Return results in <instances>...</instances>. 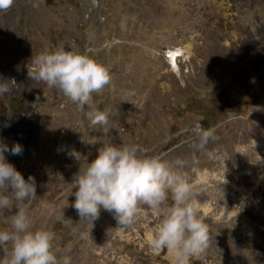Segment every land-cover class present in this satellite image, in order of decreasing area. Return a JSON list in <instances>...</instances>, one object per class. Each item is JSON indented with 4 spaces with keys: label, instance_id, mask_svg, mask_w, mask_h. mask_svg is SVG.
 <instances>
[{
    "label": "rangeland",
    "instance_id": "obj_1",
    "mask_svg": "<svg viewBox=\"0 0 264 264\" xmlns=\"http://www.w3.org/2000/svg\"><path fill=\"white\" fill-rule=\"evenodd\" d=\"M60 46L109 70L83 110L29 76L36 56ZM178 46L189 55L173 70L166 54ZM263 50L264 0H14L0 10V80L15 82L0 95V117L31 107L40 118L36 149L5 156L35 178L23 206L33 228L55 232L58 264H172L151 250L160 216L147 205L126 227L103 208L85 225L73 207L74 178L103 142L159 155L192 185L210 239L191 264H264V81L251 69ZM97 110L109 113L107 125L91 123ZM16 211L0 210V229Z\"/></svg>",
    "mask_w": 264,
    "mask_h": 264
},
{
    "label": "clouds",
    "instance_id": "obj_2",
    "mask_svg": "<svg viewBox=\"0 0 264 264\" xmlns=\"http://www.w3.org/2000/svg\"><path fill=\"white\" fill-rule=\"evenodd\" d=\"M14 0H0V10H7ZM31 79L41 80L81 110L92 100L93 93L101 92L111 80L108 68L86 52L63 46L46 50L33 59ZM7 81L0 80V95L9 91ZM91 123L103 127L109 113L97 110ZM212 130L202 132L207 139ZM22 155L23 147L0 141V210L15 204L10 229H0V264H58L52 251L56 234L47 225L33 228L23 202L36 196L35 178L25 180L5 153ZM72 155L80 160L78 153ZM73 207L81 221L92 227L100 210L114 212L120 226L132 225L147 205L160 216L156 230L150 236L154 254L167 251L172 264H191L192 257L203 254L209 246V225L199 211L192 185L174 172L159 155H141L138 146L105 143L90 163L84 162L73 182ZM169 194L171 203L168 204ZM163 208V214L161 210Z\"/></svg>",
    "mask_w": 264,
    "mask_h": 264
},
{
    "label": "water",
    "instance_id": "obj_3",
    "mask_svg": "<svg viewBox=\"0 0 264 264\" xmlns=\"http://www.w3.org/2000/svg\"><path fill=\"white\" fill-rule=\"evenodd\" d=\"M251 69L258 81H264V50L252 62ZM0 130L9 149L14 143L22 145V155H12L8 152L12 159L19 161L29 152L36 149L39 144V115L33 113L31 116H13L12 119L0 117Z\"/></svg>",
    "mask_w": 264,
    "mask_h": 264
},
{
    "label": "bare ground",
    "instance_id": "obj_4",
    "mask_svg": "<svg viewBox=\"0 0 264 264\" xmlns=\"http://www.w3.org/2000/svg\"><path fill=\"white\" fill-rule=\"evenodd\" d=\"M187 46H189V43H187L184 47H187ZM184 47H180V46H178V47H175V48H173V49H171L172 51H169V53H168V59H169V65L171 66V69H173V70H176L177 69V59H178V57H180V56H186V54H187V51L185 50V49H187V48H184ZM190 53V52H189ZM187 55H189V54H187ZM173 60H175V61H173ZM171 63V64H170ZM176 72V71H175ZM262 114H264V110H262ZM261 114V115H262ZM259 123H261V122H259ZM259 125V124H258ZM246 130V129H245ZM248 135V134H247ZM255 144V143H254ZM261 154V153H260ZM204 190V189H203Z\"/></svg>",
    "mask_w": 264,
    "mask_h": 264
},
{
    "label": "flooded vegetation",
    "instance_id": "obj_5",
    "mask_svg": "<svg viewBox=\"0 0 264 264\" xmlns=\"http://www.w3.org/2000/svg\"><path fill=\"white\" fill-rule=\"evenodd\" d=\"M27 95H28V94H25L24 96L26 97ZM30 110H32L31 107H28L25 116H29V114H30L29 111H30Z\"/></svg>",
    "mask_w": 264,
    "mask_h": 264
},
{
    "label": "built area",
    "instance_id": "obj_6",
    "mask_svg": "<svg viewBox=\"0 0 264 264\" xmlns=\"http://www.w3.org/2000/svg\"><path fill=\"white\" fill-rule=\"evenodd\" d=\"M168 53H169V51H168ZM168 53L166 55H168Z\"/></svg>",
    "mask_w": 264,
    "mask_h": 264
}]
</instances>
